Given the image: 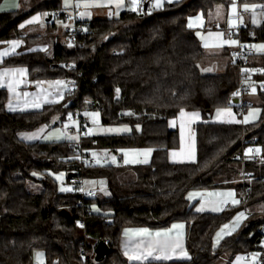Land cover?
<instances>
[{
    "label": "trees",
    "instance_id": "16d2710c",
    "mask_svg": "<svg viewBox=\"0 0 264 264\" xmlns=\"http://www.w3.org/2000/svg\"><path fill=\"white\" fill-rule=\"evenodd\" d=\"M230 1L180 0L144 14L123 11L113 19L77 20L83 47L67 49L56 42L49 52L21 51L2 61L0 67H26L31 80L73 79L79 74V88L73 94L65 90L59 104L27 113H8L6 92L0 89V264H33L35 251L45 254V264H125L118 249L123 229H159L173 222L186 226L189 259L146 264H215L224 256L232 259L260 250L264 165L245 164L243 180L239 154L242 135L264 151V91L257 90L260 114L255 123L210 122L217 109L229 107L227 100L239 76L231 52L216 56L228 57L221 73L202 74L198 64L206 55L195 30L186 24L190 15L206 17ZM237 1L240 5L264 4V0ZM38 10L56 11L58 18H64L55 2L43 3L26 14L0 13V48L2 42L24 38L19 24ZM25 40L37 42L39 37ZM241 40L264 44V21L257 27L241 26ZM248 62L264 70V53L255 51ZM255 80L264 82V73ZM85 99L101 107L102 125H128L131 132L86 135L81 148L74 141L24 143L17 138L20 132L49 124L54 116L65 118L82 109ZM182 109L200 112L203 120L195 126L196 161L171 164L168 151L177 149L179 139L168 128V121ZM128 149L153 151L145 164L99 166L95 160L84 169V179L107 182L108 197L82 198L58 190L54 175L73 174L81 155ZM27 182L37 184L39 192H28ZM216 189H233L239 204L220 213L197 212L186 199L190 191ZM95 205L99 212H92ZM255 205L261 213H252L236 232L214 244L215 233L223 225ZM100 241L107 243L109 251L95 261L94 248Z\"/></svg>",
    "mask_w": 264,
    "mask_h": 264
},
{
    "label": "crops",
    "instance_id": "0c3cea01",
    "mask_svg": "<svg viewBox=\"0 0 264 264\" xmlns=\"http://www.w3.org/2000/svg\"><path fill=\"white\" fill-rule=\"evenodd\" d=\"M166 1L164 2V4H166ZM47 2H55L56 5L58 6V10L60 9V6H62L63 0H0V8H3L5 10H0V13H8V12H15L18 11L22 14H26L29 13L33 10V8H36L38 6H40L43 3H47ZM74 2H76V0H74ZM19 4L20 7H14L15 4ZM231 3H235L236 8H237V12L236 14H234L233 12H228V7L230 6L229 4ZM163 4V6H164ZM229 6H223V5H219L216 6L210 13H209V17L211 19V24L209 25V30H210V26L212 25H217L221 28H230V29H234L237 26H244V25H251L250 21L248 19H246V21L248 23H241V19L239 17H237L238 11L240 9V4L238 3L237 0H231L229 2ZM162 6V7H163ZM171 6V5H170ZM161 7V8H162ZM61 10V11H60ZM59 12H62V9H60ZM250 10V9H248ZM123 12V11H122ZM245 12V11H244ZM47 13V15H43ZM64 14V13H63ZM230 14V16H228ZM244 14V13H243ZM41 16V22H50L53 19L52 12H44L42 10H38V11H34L33 13L30 14V16ZM252 15V12H251ZM251 15L247 16L250 17ZM50 17V20H48V18ZM30 20V19H29ZM28 21V20H27ZM36 22L33 23L31 25H36L38 26V24L40 23ZM80 21V20H79ZM245 21V22H246ZM234 22V23H233ZM52 25V24H51ZM253 26V25H252ZM53 27L55 29V25L53 24ZM19 29L21 30L22 28H20V24H19ZM50 25L47 23L46 26L44 27L43 31L46 32V35H29V36H24V38L21 39H13V40H18L20 41V46L15 50V54H10L6 57H2L0 58V64L2 63V61L10 56L16 55L18 53H20L21 51L23 53H31V52H49L51 46L53 45V36H49V32H50ZM216 32V31H215ZM226 32V31H224ZM25 37H39V41L37 42H32L29 41L28 43H26ZM52 38V40H51ZM228 38L235 40L233 36H230L228 34ZM13 40H9V41H5L1 43V48H0V53H2L4 50L8 49L10 51V43ZM29 40V39H28ZM31 40V39H30ZM56 43V42H54ZM58 43V42H57ZM61 45V44H60ZM224 49L222 50L223 52H231L233 47L231 49H226V47H223ZM255 52V51H254ZM7 69H26V75L21 76L19 73L16 74L15 77H6L5 78V82H7L8 79H16V80H23L24 82L21 83L19 85V87L16 89V91L18 93H20L19 96H17L14 93H11L8 91L7 87H0V89L5 90L6 92V101H5V110L8 113H27V112H37L42 110L43 107L45 106H49V105H55V104H59L61 103V101L63 99H59V94H63L66 90V87H64L63 85H55L53 82L55 81H64L65 79H51V80H31L29 78V73H28V69L26 67L23 66H17V67H6ZM5 69V67H0V72H2ZM37 81H43V84H38ZM51 85V86H50ZM29 93V95L27 97H25L23 95V93ZM45 96H47V98L49 100H53V99H57L59 100L58 103H43V100L45 98ZM39 97V101L42 103V107L39 109L33 108L31 107V104L33 102V100ZM27 101V104H26ZM9 103H11L16 110L15 111H11L8 108ZM23 109V110H22ZM185 113L191 114V113H199V119H193L190 115H186L183 120L180 117V112L177 114V116L175 118H172L168 121V128L171 130H175L178 134V139H179V145L177 147V149H172L168 151V161L171 164H188V163H194L191 162L188 159V156L190 154V152L192 151L193 148V140H194V151H195V161H196V145H195V126L199 123H201L202 117L200 112L197 111H193V112H188V111H184ZM235 115V118L237 120H242V117H238L235 112H232ZM55 116L52 118L54 119ZM230 119V117L227 116V114L223 115L222 117H217L213 120L210 121L212 123H219V124H237L240 126H243L244 123H222L220 122L221 120H227ZM175 120L176 121V125L173 127L170 125V122ZM56 123V122H54ZM181 123L184 124V131H183V148L184 151L181 153ZM31 134H36L39 138L38 139H34V140H26L24 139L25 135H31ZM49 134V129L47 128L46 125H42L39 126L38 128L32 130V131H28V132H20L17 134V138L24 142V143H35V142H42V138H44L46 135ZM44 142V141H43ZM175 151L177 153H180L177 157H173L171 154L172 152ZM180 160H184V162H175V161H180ZM227 192H234L235 196H237L236 192L233 189H216V190H195V191H190L186 194V199L189 203L190 206L194 207V210L196 211V207L198 204V196H196L193 199H189V194L190 193H227ZM97 195V193H96ZM207 197V195H205ZM209 198L211 197H215V198H224V200H227L228 203L227 205H225L223 208H228L229 206H231V202H229L233 197H225V196H208ZM259 211V212H258ZM203 212H209V213H220L221 211H210V210H205ZM258 214L261 213V210L258 209L257 210ZM239 213H244V216L241 218V220L238 222V226L237 223L235 222V218L237 217V215ZM253 212L250 211V209L248 208H244L242 209L240 212L236 213L233 218L227 223V225H230V228H234V231H231L232 235L234 232H236L240 226L247 220L248 216L251 215ZM174 224H182L184 225L183 229H173L172 232L170 233V235L172 237H178V234H182V236L180 237L182 240V250L180 248H177L175 250V252H171L170 255L172 256V259L169 260H161V261H145L144 264L146 263H150V262H169V261H183V260H188L189 259V254L186 250L185 247V243H186V226L183 222H173L170 225H168L165 228H159V229H150L148 227H128L122 230L121 232V236L119 238V242H118V249L119 252L121 253L123 259L126 261L125 264H140V262L138 261H130L128 259V257H126L124 255V250H125V244L128 243L129 247H133L140 239H144L143 237H138V236H132L131 234L129 235V237H126L124 235L125 230L126 229H140V228H147L149 229L151 232H157V231H164L167 229H171L172 225ZM226 225V224H225ZM224 228V225L215 233L213 242L214 244H218L217 243V233H219L221 231V229ZM229 229H225V232H228ZM230 235H223V238L220 239L219 242H221L225 237H228ZM187 253V256H184V253ZM38 253H42L43 257V264H45V254L42 251H35L33 254V264H40V260L37 259V254ZM251 255L247 258L246 254H237L235 255L232 259H228L227 257H225L226 262L228 264H253L251 261ZM216 264V263H215Z\"/></svg>",
    "mask_w": 264,
    "mask_h": 264
},
{
    "label": "rangeland",
    "instance_id": "374dc122",
    "mask_svg": "<svg viewBox=\"0 0 264 264\" xmlns=\"http://www.w3.org/2000/svg\"><path fill=\"white\" fill-rule=\"evenodd\" d=\"M180 0H172V2H168V0L166 1L167 5H172L173 3H176ZM86 2V0H76V2H74V0H69L68 6L65 5V0H63L62 6H60V9H62L63 13H64V18H58L53 16V19L50 22H44V21H40V23L38 24V26L36 25H31V24H25V27L21 29V35L22 36H29V35H46V32L43 31L44 27L46 26V24L48 23L50 26L51 24L55 25V29L51 27L50 32H49V36H53V43L54 42H58L59 44H61L62 46H64L67 49H71L72 48V44L69 41V37L66 34V28L68 26H71V22H73L74 17L77 20L80 21H89L92 19H96V18H104V19H113L116 18L119 13H121L122 11H132L130 10L132 7L131 4V0H124V6L121 7L119 10H117L116 5L113 4H107V0H94L95 3H99L101 5H105L107 4V6H91V7H87L85 8L83 5ZM89 2H92V0H89ZM79 3L81 6L80 7H76V4ZM233 4L235 5V3H231L227 6L228 7V12H233ZM244 5H240V19H241V23H248L246 21V19H248L250 21V24L257 27L259 26L262 21H264V4L261 5H256L255 8H252L251 6H249L250 11L252 12V15L250 17H247L244 13ZM59 9V10H60ZM160 8H156L155 10H158ZM235 14L237 12V8L235 5ZM61 11V10H60ZM82 12H86V13H90L91 15H85L83 17H81L80 13ZM111 13V15L109 14ZM200 16L202 18V23L200 21L196 20V17ZM230 16V14L228 15ZM33 16H28L27 18H25L21 23L24 24L27 20L31 19ZM246 21V22H245ZM255 21V22H254ZM192 22L194 24L193 27H191V29L195 30V34L198 38V40L200 41L203 50H204V54L206 55L205 58L202 59V61L200 62V64H198V68L200 70V72L202 74H219L221 73L224 68L226 67V64L228 62V57H216L217 55H220L222 53V50L224 49L223 47H226V49H231L232 47L234 48L236 45H223L222 48H205L203 46L204 44V40L201 39V36L207 38L208 43L210 44H218L220 43V40L222 39H229L228 38V33L224 32L222 30L220 31H211L209 30V25L211 24V19L208 16L203 17L201 14H194V15H190L187 18V26L189 25V23ZM65 25H67V27H65ZM221 28V27H220ZM200 33L201 35L198 36L197 33ZM209 32L211 33H220L223 32L224 36L221 37L220 39H217L215 36L209 37ZM52 40V38H51ZM254 45H259L258 44H254ZM261 52H257L256 54H260ZM215 56V57H214ZM207 68H211L212 71H202V69H207ZM255 84V83H253ZM255 87L256 88V92L253 93L252 92V88ZM87 99H85L83 105H85L82 109V116H84L87 120V126H86V131L88 128H92L93 129V133L92 135H87L89 137H101V136H121V135H126L129 134L131 132V127L128 125H102L100 122V113L98 110L95 109H90V105H88L89 103H87ZM245 106H246V111L244 112L243 116H242V120L244 118L245 115L248 114V112L251 109H259V104H260V98L257 92V87L256 85H252L249 89V92L244 96L243 99ZM230 108V107H228ZM260 110V109H259ZM231 111L233 112V109L231 108ZM86 113H99L98 116V124H94L93 123V118L86 115ZM260 114V112H259ZM217 116V111H215L210 119V121H213ZM259 116L256 117L254 120H252V122L244 124V125H248V124H252L255 123L258 120ZM252 119V118H250ZM56 122V123H54ZM69 125V127L74 128L75 132L73 134H69L66 132V129L64 128V125ZM47 128L49 129V133H53L55 132L56 129H60L61 132H66L68 135H76L77 134V124L76 122L73 123L72 121H69L68 116H66L65 118H61L60 116H55L54 119L51 120V122L49 124L46 125ZM124 127H127L130 129V131L128 132H101L100 129H108V128H115V129H122ZM56 135H59V133H56ZM48 136V135H46ZM45 136V137H46ZM42 138V142H61V141H74V142H78L79 140H67V139H60V140H56V139H45ZM80 138V137H79ZM144 150L146 149H128V150H120L118 151L116 154L115 153H110L107 150H96L94 152L91 153V155L93 156V153H95L96 155L93 156L96 160V165L99 166H105V165H113L116 166L118 164H123V165H138V164H145L142 162H138V161H143L145 159H147V161H150V155H145L144 154ZM127 154V155H125ZM112 157H115V162L112 161ZM125 159H127L129 162L125 163ZM97 160H99V163H97ZM147 162V163H148ZM60 174H63V178L58 180L56 179L57 176H59ZM54 179L57 185L58 190L61 193H71V191H61V188H65V189H70V187L67 184V173L66 172H59L57 174L54 175ZM83 190L88 192V191H93L94 193H97L98 197L104 198V197H108L110 195V192L107 188V182L104 179H84L83 180ZM26 190L28 192L31 193H35V192H39L40 187L33 183V182H27L26 183ZM206 194V193H204ZM198 204L197 207L198 208L201 204L202 201H211L214 202L217 206H219L220 208H222L223 210L221 212H223L225 210V208H223L225 206V204L221 203V201L224 200V198H215V197H211L209 198L208 196H198ZM235 200H239V197H233ZM232 198V199H233ZM232 199L229 201L231 202ZM237 204H233L231 202V206H235L238 205ZM213 206L212 203H206L205 204V209L210 210L211 207ZM98 209L97 206H92L91 210L92 212H99L95 210ZM260 209L262 212V209L258 206L255 205L253 208L250 209V211L253 212V214H258L257 210ZM211 211V210H210ZM261 256V252L257 251L255 253H253L251 255V261L253 264H256L258 258ZM226 256L222 257L221 259H219L216 264H228L226 262L225 259Z\"/></svg>",
    "mask_w": 264,
    "mask_h": 264
},
{
    "label": "snow or ice",
    "instance_id": "6c2138e0",
    "mask_svg": "<svg viewBox=\"0 0 264 264\" xmlns=\"http://www.w3.org/2000/svg\"><path fill=\"white\" fill-rule=\"evenodd\" d=\"M165 0H154V3L152 4L153 9L156 8H161L164 4ZM168 2H172V0H168ZM69 0H65V5L68 6ZM115 4L117 7V10H119L121 7L124 6V0H107V4ZM107 4L105 5H101L99 3H95L94 0H92V2H89V0H86V2L84 3V7H91V6H107ZM131 4L132 7L130 10L132 11H136L137 10V6L140 4V0H131ZM81 5L79 3L76 4V7H80ZM14 7H20V5L17 3L14 5ZM244 10L247 11L249 9V5L245 4L244 6ZM252 8H255L256 5H252ZM0 10H5L3 8H0ZM233 13L235 14V5L233 4V9H232ZM111 15V13H109ZM43 15H47V13L43 14ZM81 17L85 16V15H91L90 13H86V12H82L80 13ZM41 16H33L30 20L26 21L24 24L20 25V28H24L25 24H33L36 22H39L41 20ZM197 21H200L202 23V18L200 16L196 17ZM255 22V21H254ZM234 23V22H233ZM194 24L192 22L189 23L188 27L191 28L193 27ZM65 27H67V25H65ZM198 36H200L201 34L198 32L197 33ZM209 37L215 36L217 39H220L221 37L224 36L223 32L220 33H211L209 32ZM201 39L204 40V44L203 46L205 48H222L223 45H236L238 43V41L236 40H232V39H222L220 40V43L218 44H210L208 43L207 38L201 36ZM10 43V51L8 49L4 50L2 53H0V58L2 57H6L10 54H15V50L20 46V41L18 40H13ZM251 49H255V51L257 52H261L264 53V44H259V45H252ZM202 71H212L211 68H207V69H202ZM245 72L249 71L248 69H244ZM251 71H258L256 69H252ZM259 71H264V70H259ZM27 70L26 69H7L5 68L2 72H0V87H7L8 91L11 93L16 94L17 96L20 95V93H18L16 91V89L19 87V85L21 83H23V80H16V79H8L7 82H5V78L6 77H15L17 73H19L21 76L26 75ZM38 84H43V81H37ZM55 85H63L64 87H67V85L65 84L64 81H55L53 82ZM51 86V85H50ZM261 89L264 90V84H261ZM117 94L119 93V89L116 90ZM252 92L255 93L256 92V88L253 87L252 88ZM23 95L25 97H27L29 95V93L25 92L23 93ZM234 95H239V93H234ZM59 99H63V94H59ZM59 100L57 99H53V100H49L47 98V96H45L43 103H58ZM27 104V101H26ZM31 107L39 109L42 107V103L39 101V97H36L32 104ZM9 110L11 111H15L16 108L9 103L8 105ZM23 110V109H22ZM259 109H251L247 115L244 116L243 120H237L235 118V115L232 113L231 108H223V109H217V117H222L223 115L227 114L228 117H230V119L227 120H221L220 122L222 123H250L252 122V120H254L256 117L259 116ZM130 114V113H129ZM86 115L90 116L93 118V123L94 124H98V116L99 113H86ZM186 115H190L193 119H199V113H185L184 110L182 109L180 111V117L183 120V118ZM252 118V119H250ZM69 121H72V115L69 114L68 116ZM73 123H75L73 121ZM171 126H175L176 125V121L173 120L170 122ZM69 127V125H64V128L67 129ZM101 132H128L130 131L129 128L124 127L122 129H115V128H108V129H100ZM183 131H184V124L181 123V150L180 152L182 153L184 151L183 148ZM56 133H59V135H56ZM93 133V129L92 128H88L87 131L84 133V135H92ZM39 137L36 134H31V135H25L24 139L26 140H34V139H38ZM56 139V140H60V139H67V140H79V136L76 135H68L66 132H61L60 129H56L55 132L53 133H49L48 136L45 137V139ZM153 150L152 149H146L144 150V154L150 155L151 152ZM253 151H255L256 153H260V149L257 148L255 150L249 148L247 150L246 155L253 153ZM180 153H177L175 151L172 152V156L175 158L179 155ZM96 154L93 153V156H95ZM127 155V154H125ZM78 158V157H77ZM115 157H112V161L115 162ZM188 159L191 162H195V151H194V140H193V148L192 151L190 152ZM129 161L127 159H125V163H128ZM138 162H142V163H147V159L143 160V161H138ZM175 162H184V160H180V161H175ZM97 163H99V160H97ZM33 175H36L35 173H33ZM63 178V174H60L59 176L56 177V179L60 180ZM61 191H71V189H65V188H61ZM81 191H83V189H81ZM90 195L93 193H89ZM205 195L207 196H225V197H234L235 193L234 192H227V193H190L189 194V199H193L196 196H201L204 197ZM233 204H237L239 203L238 200H235L234 198L231 201ZM206 203H212L213 206L211 207V211H222L223 209L220 208L219 206H217L214 202L211 201H202L200 206L198 208H196L197 212H203L205 211V204ZM221 203L227 205L228 201L227 200H223L221 201ZM98 211V209H95ZM244 216V213H239L237 215V217L235 218V222L237 223L238 226V222L241 220V218ZM80 227H83V225H80ZM184 225L182 224H174L172 225L171 229H167L164 231H157V232H151L149 229L147 228H140V229H126L124 235L126 237H129V235L131 234L132 236H138V237H143L144 239H140L133 247H129V244L126 243L125 244V250H124V255L126 257H128V259L130 261H138L140 262V264H144L145 261H161V260H169L172 259V256L170 255L171 252H175V250L177 248H180L182 250V240H181V236L182 234H178V237H172L170 235V233L172 232L173 229H183ZM225 229H229L228 232H225ZM234 228H230V225H224V228L221 229V231L219 233H217V243H219L220 239L223 238V235L227 234L230 235L231 231H234ZM184 256H187V253H184ZM43 254L42 253H38L37 254V259L40 260V264H43V260H42Z\"/></svg>",
    "mask_w": 264,
    "mask_h": 264
},
{
    "label": "built area",
    "instance_id": "2783aa9c",
    "mask_svg": "<svg viewBox=\"0 0 264 264\" xmlns=\"http://www.w3.org/2000/svg\"><path fill=\"white\" fill-rule=\"evenodd\" d=\"M147 3V7L144 9V4ZM154 3V0H140V4L137 6L136 13L137 14H144L146 12H152L154 9L152 7V4ZM245 15L249 16L251 15V11L247 10L244 12ZM52 15L55 17H58V12L53 11ZM240 16V11H238L237 17ZM211 31H226L230 36H233L238 43L231 51V60L232 63L235 65L237 72H238V86L236 90L228 97L227 105L233 109L235 114L238 117H242L244 114V107L245 103L243 101L244 96L249 92V89L252 85H256L257 90L261 89V84H264V82H259L255 80V77L261 75L262 70L260 67H251L249 66L248 58L251 54L254 53L255 49H251V46L254 45L252 42H243L241 40V26H237L234 29H228V28H220L217 25L210 26ZM66 34L69 37V41L72 44V48L77 49L83 47V42L79 39V36L81 34V30L77 25V19L74 17L73 22H71V26H68L66 28ZM65 68H70L69 64H65ZM244 69H248L249 71L245 72ZM252 69H256L258 71H251ZM79 74H76V77L73 79H65V84L67 85L66 90L69 91L70 94L76 93L79 88V82H78ZM255 83V84H253ZM264 91V90H262ZM234 93H239V95H234ZM87 103H89L88 107H92L95 110H100L101 107L94 104L91 100H88ZM85 106V105H84ZM83 109V108H82ZM82 109L75 110L72 115V120L76 122L77 124V134L80 137L79 141L76 142V146L81 148V142L86 132V126L87 120L84 116H82ZM84 110V109H83ZM66 132L69 134H73L75 132L74 128L68 127L66 129ZM251 148L253 150L257 149V146L255 145L254 141L252 140H246L245 136H241V151L239 154V160L242 167V177L244 180V171L243 167L245 164L250 163L257 166L264 165V151H260V153H256L253 151V153L246 155L247 150ZM95 163V158L93 156H86L81 155L78 159V170L73 172L71 177H67V184L72 190L73 193H76L80 195L82 198H92L96 196V193L93 191H81L83 189V173L85 167H92ZM93 193V194H89ZM83 223H80L82 225ZM260 234V250L261 256L258 258L256 264H264V227H260L258 230ZM247 258L250 256L249 253H246Z\"/></svg>",
    "mask_w": 264,
    "mask_h": 264
},
{
    "label": "water",
    "instance_id": "95a60500",
    "mask_svg": "<svg viewBox=\"0 0 264 264\" xmlns=\"http://www.w3.org/2000/svg\"><path fill=\"white\" fill-rule=\"evenodd\" d=\"M147 7V3L144 4V9ZM48 20H50V17L48 18ZM72 174L71 173H68L67 174V177H71ZM61 214L65 215L66 217H68V214L61 211L60 212ZM109 249H108V245L105 241H100L97 243V245L95 246L94 248V258H95V261H99L101 259H103L107 253H108Z\"/></svg>",
    "mask_w": 264,
    "mask_h": 264
}]
</instances>
